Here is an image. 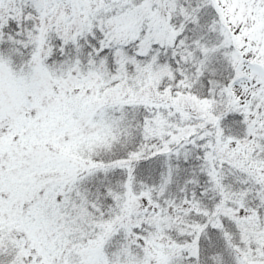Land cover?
<instances>
[{"label":"snow or ice","instance_id":"snow-or-ice-1","mask_svg":"<svg viewBox=\"0 0 264 264\" xmlns=\"http://www.w3.org/2000/svg\"><path fill=\"white\" fill-rule=\"evenodd\" d=\"M0 264H264V0H0Z\"/></svg>","mask_w":264,"mask_h":264}]
</instances>
